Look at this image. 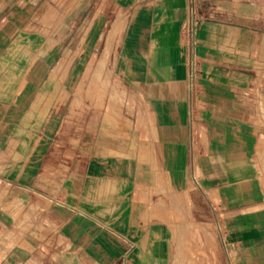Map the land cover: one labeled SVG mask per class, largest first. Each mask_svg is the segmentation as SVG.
<instances>
[{"label":"crops","instance_id":"0c3cea01","mask_svg":"<svg viewBox=\"0 0 264 264\" xmlns=\"http://www.w3.org/2000/svg\"><path fill=\"white\" fill-rule=\"evenodd\" d=\"M0 264H264V0H0Z\"/></svg>","mask_w":264,"mask_h":264},{"label":"built area","instance_id":"2783aa9c","mask_svg":"<svg viewBox=\"0 0 264 264\" xmlns=\"http://www.w3.org/2000/svg\"><path fill=\"white\" fill-rule=\"evenodd\" d=\"M199 20L192 12L183 24V35L187 47V66H188V88L191 90L199 74V64L196 55L195 32Z\"/></svg>","mask_w":264,"mask_h":264},{"label":"rangeland","instance_id":"374dc122","mask_svg":"<svg viewBox=\"0 0 264 264\" xmlns=\"http://www.w3.org/2000/svg\"><path fill=\"white\" fill-rule=\"evenodd\" d=\"M59 3V2H58ZM96 71V70H95ZM103 73H106V74H108V73H110L111 72V69L107 66V64H106V66H105V68H104V70H101ZM102 84H104V90H105V93H104V95H105V97H107V95L108 94H110L108 91H106V90H112V87H113V82L112 81H107V80H105V81H103V82H101ZM109 84V86L110 87H108L107 85ZM109 88V89H108ZM107 99V98H106ZM122 99H123V96H122ZM117 104H122V103H120V102H118Z\"/></svg>","mask_w":264,"mask_h":264}]
</instances>
